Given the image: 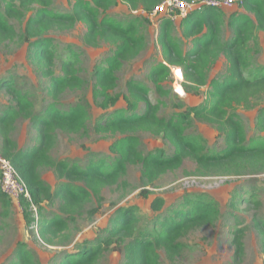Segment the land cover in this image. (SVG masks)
I'll return each mask as SVG.
<instances>
[{
	"label": "trees",
	"instance_id": "trees-1",
	"mask_svg": "<svg viewBox=\"0 0 264 264\" xmlns=\"http://www.w3.org/2000/svg\"><path fill=\"white\" fill-rule=\"evenodd\" d=\"M121 1L131 11L141 9L149 13L160 0ZM51 3V0H0V42L18 38L28 43L29 56L39 60L43 74L49 78V94L53 98L36 108L29 93L14 85V78L0 80V89L10 97V102L0 108V154L10 161L27 186L30 200L20 199L24 219L27 223L34 221L26 213L27 208L32 211V204L36 208L35 222L41 237L58 236L68 230L82 215L92 196L100 188L116 184L133 165L140 167L141 178L146 183L178 169L186 157L201 169H221L227 173H242L248 165L264 166V141L259 143L258 138H247L243 121L234 108L240 104L248 106L264 91V64L254 60L250 47V42H257L256 32H264V0H236L243 11L196 7L180 20L182 38L172 36L173 25L169 19L160 18L158 41L162 60L155 61L148 72L155 91L162 96L169 94L163 82L171 74V66H179L185 83L195 88L207 85L204 104L189 105L186 111L170 117L161 116L162 101L152 102L148 87L130 79L126 83L127 106L116 108L92 123L82 102L67 107L58 102L65 90L81 88L85 81L70 61L61 62L60 75L54 73L55 52L47 34L57 29H70L76 22H82L86 27L85 44L97 47L106 42L114 45L111 54L96 64L92 72L94 100L102 107H110L118 97L110 94L117 85L118 71L129 56L145 46V39L139 32L142 18L130 14L125 20H118L108 15L107 10L116 5V0H74L70 10L64 12L55 11ZM225 27L229 29L226 38L223 37ZM183 38L191 43L188 49L183 48ZM219 55L225 58L226 68L222 74L209 79L207 70ZM191 113L199 121L215 126L225 143L223 149L212 150L200 136L186 133V120ZM20 119L28 120L34 132L28 145L19 146L12 136ZM89 124L98 134H119L109 145L110 157H89L87 164L81 166L52 156L59 131L76 134L86 130ZM256 126L258 131L264 132V106L257 110ZM138 131L161 136L172 151L151 149L143 152L136 135ZM42 168L54 172L58 180L56 186L52 187L41 178ZM146 195L143 191V196ZM11 200L0 189V204L10 205ZM53 200L58 201L57 211L48 215L41 205ZM162 206L161 198L150 203L154 211ZM165 210H168L165 214L154 217L149 229H139L136 206L120 207L95 239L83 240L75 251H63L47 264H95L112 245L122 246L124 261L121 264H159L160 249L169 260L175 259L184 248L180 238L186 232L212 224L221 215L219 203L202 192L185 194ZM253 225L264 235V221L254 219ZM242 237L241 228L233 232L235 256L242 253ZM5 264L37 262L27 244L18 240L11 259Z\"/></svg>",
	"mask_w": 264,
	"mask_h": 264
},
{
	"label": "rangeland",
	"instance_id": "rangeland-1",
	"mask_svg": "<svg viewBox=\"0 0 264 264\" xmlns=\"http://www.w3.org/2000/svg\"><path fill=\"white\" fill-rule=\"evenodd\" d=\"M51 1L55 11L64 12L70 10L74 0ZM235 9L243 10L236 1L234 6L224 10L229 12ZM134 11L129 10L126 3L119 0L107 10L108 15L118 20H125V16L130 14L141 16L139 32L145 39V46L136 54L129 56L118 71L117 85L110 91L112 96L117 94L118 97L110 107H102L94 100L92 72L96 64L111 54L114 45L101 42L99 46L93 47L85 44L83 34L86 27L82 22H76L70 29H57L47 34L52 39L51 48L55 52L54 73L60 75L61 62L70 61L85 81L81 88L65 90L58 97V102L63 107L82 102L87 108L91 123L116 108L127 106L126 97H129V93L126 83L130 79L141 81L148 87L152 102L162 101L159 110L161 116L170 117L186 111L189 105L204 104L207 101V85L195 88L185 83L183 73L181 78L174 74L173 70L176 67L180 72L179 66H171V74L163 82L164 89H167L169 94L162 96L155 91L148 72L155 61L162 60L161 45L158 41L159 18L157 15H144L141 9ZM29 13L30 11L27 14ZM15 24L18 27L20 25L17 21ZM179 32L178 27L172 29L174 37H178ZM228 35L229 29L225 27L223 37L226 38ZM256 38L257 42H250V47L253 50L254 60L262 65L264 64V32L257 31ZM190 46L188 39L183 42L184 49ZM225 68L226 60L223 55H219L207 70L208 78L222 74ZM42 70L39 60L29 56L28 43L21 42L18 38L0 42V80L14 78V85L23 92L29 93L36 108L53 100L49 94V78ZM9 102L10 97L4 89H0V108ZM261 106H264V91L253 98L248 106L241 104L234 106L243 121L247 138H258L259 143L264 141V132L258 131L256 126L257 110ZM186 123V133L200 136L210 149L220 150L225 147L214 125L199 121L192 113ZM33 135L28 120L17 121L12 136L19 145L30 144ZM136 135L140 138L143 152L151 149H163L167 153L172 151L169 143L161 136L148 131H138ZM118 136L119 134H98L93 131L92 124L76 134L59 131L51 154L56 159H66L84 166L89 157H110L112 154L109 145ZM241 172L227 173L221 169H201L191 158L186 157L178 169L160 175L152 183H146L141 178L140 167L130 166L125 176L116 184L104 186L92 196L82 215L70 224L68 230L58 236L48 235L45 238L37 231L34 222L36 213L33 209L30 212L27 208L29 219L34 220L27 223L24 219V211L20 210L16 202L11 200L10 205L1 203L0 264H5L11 259L18 240L27 244L37 264H47L63 251H75L74 249L83 240L95 239L101 233V229L107 225L110 216L120 207L136 206L140 221L138 228L149 229L154 217L160 213L165 214L170 208L163 210L171 204L178 203L183 195L201 192L209 194L219 203L221 215L212 224L186 232L180 238L184 248L175 259L169 260L165 252L160 249L159 264H264V235L253 225L254 219L264 221V166L248 165ZM40 175L52 187L56 186L58 180L52 170L42 168ZM143 191L147 193L146 197L143 196ZM155 198L164 201V206L158 211L150 208V203ZM41 206L49 215L51 211H57L58 201H45ZM238 228L243 230V250L239 256H235L232 236ZM121 247L112 245L103 252L95 264H121L124 261Z\"/></svg>",
	"mask_w": 264,
	"mask_h": 264
},
{
	"label": "built area",
	"instance_id": "built-area-1",
	"mask_svg": "<svg viewBox=\"0 0 264 264\" xmlns=\"http://www.w3.org/2000/svg\"><path fill=\"white\" fill-rule=\"evenodd\" d=\"M236 0H160L149 13L151 16L157 15L158 18L165 17L170 20L184 18L196 7H214V8H231ZM135 12V11H134ZM0 189L14 202L17 203L20 210L22 205L21 198L30 200L27 186L18 174L15 167L0 154ZM31 209L36 213V208L31 204ZM32 210V211H33ZM37 219V213L35 220ZM35 222V221H34ZM36 223V222H35Z\"/></svg>",
	"mask_w": 264,
	"mask_h": 264
},
{
	"label": "crops",
	"instance_id": "crops-1",
	"mask_svg": "<svg viewBox=\"0 0 264 264\" xmlns=\"http://www.w3.org/2000/svg\"><path fill=\"white\" fill-rule=\"evenodd\" d=\"M116 1L118 2V0H116ZM119 1H121V0H119ZM121 2H122V1H121ZM129 10H130V9H129ZM241 11H243V10H241ZM144 15H145V14H144ZM142 16H143V15H142ZM143 17H144V16H143ZM144 18H145V17H144ZM160 18H161V17H160ZM160 18H159V20H158V26L160 25L161 20H162V19H160ZM167 19H168V18H167ZM180 20H181L180 18H179V19H176V20H170V19H169V21L172 23V25H173L174 27H178V28H179V31H180V32H179V35H178L177 38H180V37H181V29H180V25H179V24H180ZM139 21H140V25H141V20H139ZM174 27H173V28H174ZM173 28H172V29H173ZM172 36H173V34H172ZM181 38H182V37H181ZM186 40H187V39H184V38H183V41H184V42H185ZM188 40H189V39H188ZM18 145H19V144H18ZM19 146H21V145H19ZM41 178H42V177H41ZM42 179H43V178H42ZM43 180H44V179H43ZM49 184H50V183H49Z\"/></svg>",
	"mask_w": 264,
	"mask_h": 264
},
{
	"label": "bare ground",
	"instance_id": "bare-ground-1",
	"mask_svg": "<svg viewBox=\"0 0 264 264\" xmlns=\"http://www.w3.org/2000/svg\"><path fill=\"white\" fill-rule=\"evenodd\" d=\"M180 70V69H179ZM174 74L176 75V76H178L179 78H181V76H182V72H181V70H180V72L178 71V68L176 67V68H174Z\"/></svg>",
	"mask_w": 264,
	"mask_h": 264
}]
</instances>
